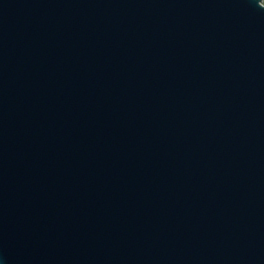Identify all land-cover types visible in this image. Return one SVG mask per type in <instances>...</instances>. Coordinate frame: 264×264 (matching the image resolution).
<instances>
[{
  "label": "water",
  "instance_id": "95a60500",
  "mask_svg": "<svg viewBox=\"0 0 264 264\" xmlns=\"http://www.w3.org/2000/svg\"><path fill=\"white\" fill-rule=\"evenodd\" d=\"M0 264H264L261 0H0Z\"/></svg>",
  "mask_w": 264,
  "mask_h": 264
},
{
  "label": "built area",
  "instance_id": "2783aa9c",
  "mask_svg": "<svg viewBox=\"0 0 264 264\" xmlns=\"http://www.w3.org/2000/svg\"><path fill=\"white\" fill-rule=\"evenodd\" d=\"M261 2L264 4V0H261Z\"/></svg>",
  "mask_w": 264,
  "mask_h": 264
}]
</instances>
